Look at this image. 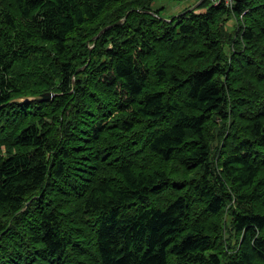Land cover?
Listing matches in <instances>:
<instances>
[{"label": "trees", "instance_id": "16d2710c", "mask_svg": "<svg viewBox=\"0 0 264 264\" xmlns=\"http://www.w3.org/2000/svg\"><path fill=\"white\" fill-rule=\"evenodd\" d=\"M155 1L0 0V264H264V0Z\"/></svg>", "mask_w": 264, "mask_h": 264}, {"label": "rangeland", "instance_id": "374dc122", "mask_svg": "<svg viewBox=\"0 0 264 264\" xmlns=\"http://www.w3.org/2000/svg\"><path fill=\"white\" fill-rule=\"evenodd\" d=\"M204 1L205 0H156L154 8L159 9L161 17L169 20L177 17L179 12L183 13L186 9H194L200 6ZM233 1L234 0H229V3H233ZM196 10L200 11L202 9L197 8ZM236 24V17L233 16V18L225 23V30L234 32L236 30ZM231 242L236 246L235 239H232Z\"/></svg>", "mask_w": 264, "mask_h": 264}, {"label": "water", "instance_id": "95a60500", "mask_svg": "<svg viewBox=\"0 0 264 264\" xmlns=\"http://www.w3.org/2000/svg\"><path fill=\"white\" fill-rule=\"evenodd\" d=\"M109 28H111V26L106 27L105 29H103L97 37H99L104 31H106ZM53 96H54V93H44V94H41V95H39L37 97H33V98H29V99L30 100H36V101H44V100H47V99H51ZM25 101H27V100H25Z\"/></svg>", "mask_w": 264, "mask_h": 264}, {"label": "built area", "instance_id": "2783aa9c", "mask_svg": "<svg viewBox=\"0 0 264 264\" xmlns=\"http://www.w3.org/2000/svg\"><path fill=\"white\" fill-rule=\"evenodd\" d=\"M220 1H222V0H218V2H220ZM225 2L228 3V5L232 4V3H229V0H225Z\"/></svg>", "mask_w": 264, "mask_h": 264}]
</instances>
